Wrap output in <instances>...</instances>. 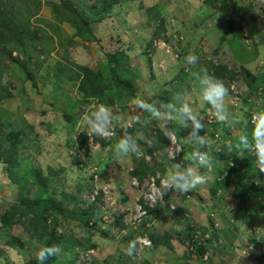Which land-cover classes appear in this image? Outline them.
<instances>
[{
    "label": "rangeland",
    "instance_id": "374dc122",
    "mask_svg": "<svg viewBox=\"0 0 264 264\" xmlns=\"http://www.w3.org/2000/svg\"><path fill=\"white\" fill-rule=\"evenodd\" d=\"M36 1L44 3L40 12L41 18L52 19L53 13L48 3L51 4L58 0ZM91 1L93 3L96 0ZM185 1L187 0H126V3L118 5L112 13L113 16L105 20V24H102L101 27H104L102 31L103 46L105 51L112 49L111 54L118 51V49L116 50L117 44L109 47V31L113 32L114 38L112 39L114 41H118L119 37L124 36L128 42L144 35L148 36L149 33H152V29L158 26L150 19L159 12L158 14L163 16L166 22L164 26L166 34H164L169 36L174 29L173 31L182 35L183 38L180 39V48L175 44L174 39L168 43L159 37L162 34L156 37L162 45L167 44L164 51L160 49L155 52V54L163 55L157 61L161 71H166L168 63L173 65L172 63L176 61L178 69L185 67L189 69L191 66H187L185 63L186 52L188 54L191 52L199 58V63L195 67H191L192 71H200L201 68L207 69V64L226 65L233 73V77L228 80L224 79V83L229 88L227 102L230 116L227 135H231L234 139L235 149L231 150L230 155L235 160V156H238L237 152L242 149L239 146V134L242 131H247L251 136L252 126L249 125L248 116L252 111H264V33L262 32L264 30V0H192L190 5L193 7L190 9L184 4ZM8 2L9 0H3L0 6H5ZM195 2L203 4L197 8L198 5ZM35 5L33 6L36 9ZM213 5L214 8H211ZM195 8L196 10L191 11ZM243 16L248 18V22L242 19ZM230 20H234L235 23L229 24ZM55 23L59 22L55 21ZM43 26L46 28V32L56 36L59 35V26L66 33L75 30L69 23L56 25L48 22V20H44ZM234 29L241 32L242 35L236 46L227 43ZM123 33H125L124 36ZM60 34L64 38V34ZM44 36L46 35L44 34ZM71 41L70 37L68 42ZM57 42L54 40L52 47L56 48ZM27 49L29 55L33 57L29 60V67L26 66L30 74L33 75L32 80L29 82L25 80L28 85L25 87L18 81L24 79V70L21 65H13L10 68L11 74L5 78L16 82L18 85L16 90L11 92L14 93V97L17 90H20L22 94L25 93V95L14 100L11 98L0 102V122L5 123L8 127L16 129L24 127L26 129L28 135L20 147L21 159L25 169L22 174L28 175L31 180H37L33 174L36 169H42L45 177H49L52 172L51 179L53 182L50 184L51 187L54 185L57 187L56 190L60 199L62 193H73L79 195L81 201L95 204L98 214L93 220V231H88L73 221L64 222L65 226L60 229V231L65 230L69 236H75L77 240L82 241L76 250L79 259L73 264H226L229 260L232 261L231 264H260L258 260L260 253L256 251L252 241L264 244V195L257 197L253 194L254 192L248 183H245V180L249 178L248 176H253V173L257 172L254 159L249 156L243 158L238 156L242 160L238 161L237 168L233 170L227 169V165L224 167L222 163L215 164L214 172H219L217 175L222 177V181L218 182L217 178L216 181L214 179L215 182L213 183L210 181L212 176L210 175L205 185L198 186L185 195L179 194V198L173 193L172 196L175 195L174 202L169 196L166 198L167 193L175 192L170 190L166 193L162 204L160 203L155 208L149 207L153 212L149 213L147 219L141 224H134L137 208L141 203L145 205L143 192L146 188L143 182L141 186L133 184L136 178L131 175V172L138 167L143 158L148 157L150 158L148 163L155 168L156 172L155 175L150 176L160 175L163 178L162 169L157 167V163L162 162L165 158L163 150L155 151L152 160L151 156L145 153V145H149L147 141H150L148 138L152 137V134L149 136L145 132H140V129H135L134 118L136 115L139 117L138 114L140 113L136 103L131 104L136 108L133 112L135 115L133 113H127L125 117L122 115L124 123L114 121V125L117 130L115 139L119 140L125 133L131 134L137 139L143 153L139 158L135 154L117 157L114 151L109 152L107 149L103 152L100 150L97 152L90 151L89 155L81 149V151L75 150L73 144L78 137L77 132L87 131L88 127L81 123L79 130L72 134L71 126L66 130L67 125L65 126L63 123L67 122L64 114L71 113L73 115L75 113L76 116H80L83 111L81 109L80 113L78 106L74 109L67 107L74 99L71 94L75 87L70 85L72 81L70 82L69 78L72 74L71 71H77V68L69 57H58L60 60L63 59L66 68L63 74H65V80L69 84L65 87V91L68 92L63 93L66 97L54 102L53 90L51 91L49 86H43L40 80L44 82L47 79L49 73L45 71L51 68L50 65L55 63L57 65L62 62L55 57L57 55H50L46 59V62L50 64L48 66L43 65L39 69L42 64L37 61L38 56H34L35 49L29 46ZM119 50L121 49L119 48ZM216 50L223 53V59L214 54ZM168 51L169 53H167ZM18 53L19 51H16L14 56ZM143 53L147 56L151 54L148 48H145ZM155 54L152 59L156 57ZM102 58L105 61L108 59L107 57ZM103 59L101 60L103 61ZM235 60L239 61L235 62ZM242 60L252 62L256 60L254 70L257 80L253 87L250 86L249 80L245 78V74L242 72L240 65ZM43 69L45 70L43 71ZM105 78L111 79V74L107 73ZM38 81L40 83L36 84ZM231 84H236L240 93L241 103L237 109L230 105ZM76 86L78 88V85ZM62 87L64 88V86ZM196 87L198 88L197 85H195ZM54 89L58 90L56 87ZM20 100L23 104H19ZM92 111L93 109L88 113ZM158 123H160L161 128L165 129L167 122L158 120ZM30 124L34 127L31 128ZM176 133L174 132L184 148L185 141H182V137ZM201 134H206L211 141L208 152L213 154V163L217 160L220 161L219 156L222 154L215 152L216 147L212 143V133L204 129V133ZM166 146L168 147V144ZM7 147H9V143H6L4 148ZM91 148L96 149L98 145ZM73 152H77L78 155L74 157L75 153L72 154ZM112 152L114 159L106 164V155ZM188 155V152H184V158L181 161H172L170 158L169 160L174 163L179 162L182 165L183 162L186 163ZM96 161L102 163L101 167L96 165ZM201 172L203 173L202 170ZM98 173L101 177L97 176ZM243 174H248V176ZM215 188L222 192L218 195L214 194ZM37 189L35 187L34 192ZM201 192L206 193L208 201L205 203L204 212L198 216L192 213L193 211L190 210L189 206L197 201L196 197L194 198L192 195ZM246 193L248 196L244 197ZM81 201H79V207L86 208L85 202ZM15 202H18L17 189L12 184L6 167L0 164V217ZM67 204L66 202L65 206ZM68 205L73 207V204ZM172 207L175 209L173 210ZM163 212L166 215L164 218L160 216ZM211 213L217 214V216H212ZM120 216H123V226L117 222ZM173 221L174 226H171ZM216 222L218 228L214 230L213 239L206 243L207 248L203 251L191 252L189 243L195 233L194 231L212 229ZM155 233L165 240V245L159 247L153 245L140 249L136 243L135 254L133 256L126 254L129 242L135 241L137 236L150 237ZM10 235L23 240L25 246L15 248L14 251L10 248L5 250L0 248V264H28L32 259H37V253L41 249H46L30 239L19 225L13 227ZM88 240H91L90 243L95 245L94 248L88 247L90 245ZM3 251L5 252L3 253ZM70 256L69 253H66L65 256L59 250L56 255L49 256L45 262L64 264L66 260L68 262Z\"/></svg>",
    "mask_w": 264,
    "mask_h": 264
},
{
    "label": "trees",
    "instance_id": "16d2710c",
    "mask_svg": "<svg viewBox=\"0 0 264 264\" xmlns=\"http://www.w3.org/2000/svg\"><path fill=\"white\" fill-rule=\"evenodd\" d=\"M2 1L0 0V3ZM91 2V0H58L51 4L48 3V6L52 9V19L41 18L40 12L43 3H40V1L9 0L7 5L0 6V102L13 98L14 93L11 91L16 90L18 87L16 82L5 78L11 74L10 68L13 65H21L24 70V79L22 81L18 80L22 85L26 81L32 80L33 75L27 70L29 60L33 58L29 55L28 46L35 49L34 56H38L37 61H40L42 64L41 58L46 60L52 53H55L60 58L69 57L73 61L71 52L79 44L75 40L77 37L85 42H94L97 40L90 28L92 15L98 17V19L105 17L120 3V0H96L93 3ZM34 4H36V9L33 6ZM102 12L105 14L101 15L103 14ZM158 13L156 17L160 20V24L156 27L153 38L148 42L147 46L151 54H155L157 51L153 43L159 35L162 34L159 37H162L168 43L174 39L179 47L180 39L182 38V35H178L176 31H173L174 29L170 32L169 36L165 35L166 31L164 30V26L166 22L164 19H161ZM243 18L245 20L246 17L243 16ZM44 20H48V22L56 25H59V23H69L74 27V33L72 35L66 33L60 25L58 27V31L60 30L59 35H51V33L46 32V28L43 26ZM55 21L59 23H55ZM60 33L64 34V38H62ZM70 37L75 43L72 41L68 42ZM240 37H242L241 34ZM54 40L58 41L56 48L52 47ZM61 46L63 47L59 48ZM16 51H19V53L14 56ZM106 57L108 58L111 79H106L99 69L95 70L89 66L77 64L73 61L77 71H71L72 74L69 81L78 83V90L84 96V101L76 103L72 109L78 106L80 113L82 111L81 109H83L81 114L84 113L86 105L95 101L111 108L114 106L115 101L122 97L131 98L136 96L135 76L130 71L129 55L125 51L119 50L113 54H108ZM60 62L62 63H58L52 71L55 73L57 83L63 82L66 79L64 77L65 74H63L66 69L63 64V59ZM211 66L214 71V76L217 78L224 81V79L228 80L233 77L232 71L226 65L218 64L215 66L211 64ZM241 69L245 74V78L249 80L250 86L253 87L256 83L257 76L244 66ZM77 117L80 116H76L75 113L73 115L67 113L66 121L72 123L75 120L74 124L72 123L75 126ZM27 135L24 127L16 129L0 122V164L6 167L12 184L17 189L18 196V202L13 203L8 211L0 217V248L5 250L7 248L15 249L25 246L23 240L10 235L13 227L19 225L24 229L28 237L40 246H44L45 248L56 246L65 256L66 253L71 254L70 258L68 257V262L66 260L64 264H73L79 259L76 250L82 244V241L77 240L75 236H69L65 230L60 231V229L65 226L64 222L73 221L77 222L78 226L88 231H93V220L98 214L97 208L95 204H88L87 201H81L79 195L73 193H62V198L60 199L56 190L57 187L55 185L51 187L50 184L53 182L51 179L52 172L49 177H45L42 169H36L33 174H35V179L37 180H31L28 175L22 174V171H25V169L21 159L20 147L22 146L21 144H24ZM92 136L93 140L99 142L103 148L110 145L115 138L103 139L98 136L89 135V131H82L73 145H75L78 151L81 149L89 155L90 151L94 152L89 145ZM165 138V136L159 135L152 139L154 143L158 142L159 148L164 150V146L167 143ZM6 143H9V147L5 149ZM157 150L148 149L145 153L152 157ZM74 153V157L78 155L77 152ZM227 154L220 155L219 157L228 163L229 157ZM141 161L138 167L131 172V175L140 183L150 175L156 174L155 168L146 159L143 158ZM227 163L226 165H228ZM243 175L248 176V174ZM248 177L255 178L259 181L258 186L251 184L250 188L253 190L254 195L262 197L264 195V176L257 170V172L253 173V176L250 175ZM35 187L38 188L36 192H34ZM169 194L167 193L166 198H168L167 196ZM247 196L248 194L246 193L244 197ZM65 201L68 204H73V207H70L68 204L65 206ZM79 201L85 202L87 205L86 208H80L78 205ZM144 208L149 213L153 212L147 206H144ZM122 220L123 216L117 219V222L121 226H123ZM150 238L155 247L165 245V240L156 233L151 235ZM88 241L89 243L91 242V240ZM252 244L256 251L260 253L258 258L259 263L264 264V244L257 241H252ZM207 246L204 243L197 247L195 252L198 250L203 251ZM88 247L94 248L95 245L90 243ZM28 264H40V261L38 259H32ZM45 264L48 263L45 262Z\"/></svg>",
    "mask_w": 264,
    "mask_h": 264
},
{
    "label": "crops",
    "instance_id": "0c3cea01",
    "mask_svg": "<svg viewBox=\"0 0 264 264\" xmlns=\"http://www.w3.org/2000/svg\"><path fill=\"white\" fill-rule=\"evenodd\" d=\"M185 2L186 3H184V4L189 9L193 7V5H190V2H192V0H187ZM125 3H126V0H120V3L118 5L125 4ZM195 3L198 5L197 8H199L203 4V3L201 4V3H197V2H195ZM43 5H44V3H43ZM118 5L116 7H114V9H116L118 7ZM158 8L160 10V7H158ZM211 8H214V5ZM114 9L111 11L110 14L106 15L108 17L105 16L106 18L103 17L101 19H98V17H94V16L91 17L92 22L90 23V28L92 29L97 40L94 42H85L82 39H80L79 37H77V38H75V40L77 42H79V44L71 52V55L73 56L72 59L74 62H76L77 64L89 66L95 70L99 69L100 71H102L104 76H106L107 73L111 74V72L109 69L108 61L106 60L107 61L106 62L105 59H103L102 57H106L108 54H111L112 49L108 50V51H105V49H104V46H103L104 39L102 38V34H103L102 31H103L104 27L102 28L101 26H102V24L106 23L105 20H107L113 16L112 13H113ZM194 10H196V8L191 10V11H194ZM160 17H161V19H163V16H160ZM242 19L244 20L243 17H242ZM150 21H152L153 23H156L158 25L160 24V20L156 16H154L152 19H150ZM244 21L248 22V18L246 17ZM231 23L234 24L235 21L230 20L229 24H231ZM155 29H156V27L153 28L151 31L152 36L149 33L148 36L144 35L143 37L133 39V41H131V42H128V40L125 38V36H124L125 33H123L124 37H119L118 41H114L112 39V38H114V36L112 35L113 32L112 31L108 32V36L110 38L109 47L117 44L116 50L118 49V51H119V48H120L121 50L125 51L126 54L129 55V67H130L131 74H134V76H135V88H136V96L135 97H131V98L123 97L122 99H118L117 101H115V104L113 107H111V109L113 110V112L115 114L121 115V116L123 115L125 117V115L127 113H133L135 111L136 108L131 106V104H135L134 101L137 98L144 99L145 101H147L149 103H156L158 107H159L160 103H165L169 107H171L172 105H176L178 107L179 104H178L176 97L178 95L183 94V95L187 96L188 102L191 104V106L194 108V110L196 112H198L199 115L201 116L202 114L207 112L211 108V106L202 102L201 96H200L201 89L199 86V82L190 74L188 68L185 67L186 68L185 69L183 67L184 69H178L179 67L177 68V64H176L177 61H176V62L172 63L173 65L168 63V67H170V68L167 67V69H166V71L168 70V72L161 71L158 68L159 66H158L157 61L161 57H163V55H160V53H157V54H155L156 57L154 59H152L154 54H150L149 56H147L146 54L143 53L144 49L148 48L147 47L148 42L150 40H152L153 33H154ZM112 30H113V28H112ZM238 32L239 31H235V29L233 30V32H231V34H232L231 38L227 40L228 44H235V46L238 45V42H239L238 39L241 38L240 37L241 32H239V33ZM262 32L264 33V30H262ZM73 33H74V31H71V32L69 31V34L72 35ZM116 50L114 49V51H116ZM214 54L223 59V53L222 52L216 50ZM53 55L55 56L56 54L52 53L51 56H53ZM187 55H188V53L186 52L185 57ZM255 55L257 57V53ZM55 57L57 59H59L57 56H55ZM101 59H103V61ZM46 61L47 60H44L42 58V65L40 66L39 69H41L43 65L48 66V64H50ZM238 61L239 60H235V62H238ZM255 62H256V60L254 62L242 60V63H240V65L246 67L248 70H250L251 73L256 75L255 70H254L256 67ZM55 64L50 65L51 66L50 69H48V70L46 69L45 72H48L49 76L47 77L46 80H44V82L41 80H40V82L43 83L42 84L43 86L46 85V86L51 87V91L53 90L52 98H54V102H58L60 99H63L64 97H66V95H63V93L65 94L68 92V91L67 92L65 91V87H67V85L69 83L65 79L63 80V82H61L63 84L57 83V80L55 78V73L52 72L56 66ZM100 64H103V65H100ZM174 64H176V67H174L175 66ZM105 67H107V68H105ZM206 67H207L208 72L210 74L214 75V71L212 69V66L210 64H207ZM33 68L36 69L35 67H33ZM39 69H37V70H39ZM44 70L45 69H43V71ZM50 72H51V75H50ZM52 78L55 80H53ZM40 82L38 81L36 84H39ZM75 84L78 85V83H76V82L70 83L71 86H73V85L75 86L74 92L71 94V96L72 95L74 96L75 100L72 99V101L67 106L70 109H72V107L76 103L84 101V96L79 92V90H77L78 88ZM23 85L25 87L28 86L27 82H25ZM195 85L198 86V88L196 87L197 89L195 88ZM60 86H61V88H59ZM62 86H64V88ZM54 87L58 88V90L57 89L55 90ZM57 91H59V92H57ZM23 95H25V93L22 94L20 92V90H17V92H15V97L12 99L14 100L17 97H20ZM19 102H20L19 104H23V102L21 100ZM98 104H100V103L95 101V102H92L91 104L86 105L85 112H90L92 109H93V111H95L96 105H98ZM137 110L138 111L140 110V113L138 115H139V119L141 122L137 123L135 121L136 122L135 129H140V132H143V133L145 132V133L149 134V136L152 134L151 135L152 137L148 138V140H150V141H147V142H149L148 143L149 145H145L144 150L145 151L148 149L162 150L161 148H159L158 142L154 143L152 138L157 137L159 135L166 137L165 133L168 131H172L175 133L177 132L178 134L177 133L176 134L178 136L182 137V141H185V143H184V150L185 151L184 152H188V154H189L187 157L188 159H187L186 163L183 162L182 166L188 167V166L192 165V161L190 159V156H191L192 151L194 150V145L187 142V140H186V136L188 135V132L190 131V129L183 128L182 123L180 121H167V125H166L165 129H163L160 127V123H158V120L151 118L149 113L143 111L139 107H137ZM85 112L83 114H81L80 117L76 118L77 121H76L75 126L73 125L75 120L72 122L73 124L69 123V122L63 123V125H65V126L67 125L65 127V129L68 130L69 126H71L72 134H74V132H76V130H79L80 124L83 123L82 117L84 116ZM133 114L135 115V113H133ZM66 115L64 114L65 120H66ZM135 117H137V115ZM59 121H60V118H59ZM30 126H31V128L34 127L31 124H30ZM129 126H131V124H129ZM132 128H133V126H132ZM88 131H89V129L87 130V132ZM81 132L82 131L77 132V134L79 135ZM89 135H91L90 132H89ZM92 139H93V136H92ZM165 140L167 141V143H166V145H167L168 144V138L166 137ZM117 141L118 140L114 138L110 145H108L105 148H102L101 144L99 142H96V140H95L94 144L96 143L95 145H98V148H96L97 150L94 148H92V149L96 152L99 150L103 152V151H106V149H107V151L111 152V151H113L112 150L113 145ZM232 143H233L232 148L230 149V151L227 152L228 153L227 155L229 158H231V155H230L231 150L233 148L235 149V143H234L233 137H232ZM166 145L164 146V150H163L165 158L163 159L162 162H159V163L156 162L157 167L162 169L161 170L162 175H165L166 170L169 168L170 165H172L174 163V162L169 160V157L167 155V146ZM185 145H186V147H185ZM75 150H76V147H75ZM203 150L208 151V147H206ZM72 154H74V152ZM234 156H235V154H234ZM234 156H232V157L234 158ZM106 157H107V159H106L105 163L108 164V162H110L112 159H114L113 152L108 153L106 155ZM241 160H242L241 158H239L238 156H235L236 163H238V161L240 162ZM218 163H222V165H224V167H225L227 162L220 158V161L217 160V161H215V163H213V167H215V164H218ZM101 164L98 161H96L97 166L101 167ZM202 171L204 173L205 169L202 168ZM217 173L219 174V172H214L210 178V181H213V183L219 177L217 175ZM97 176H100V173H98ZM214 179H215V181H214ZM213 192H214V194L218 195L222 191L221 190L217 191V188H215L213 190ZM173 193H175V195L178 196L177 198H179V194H177L176 192L170 193L169 197L172 198V202L175 201V195L172 196ZM192 196H194V198L196 197L197 201L192 203V205H190V206L188 205V206H189L190 210L193 211L192 213H195L196 215L199 216L202 212H204V208H205L204 206H205V203L208 201V196L204 192H201V193H198L197 195H192ZM164 212L160 214V216L162 218L166 217ZM211 214H212V216L215 215L213 213H211ZM215 216H217V214ZM171 226H174V221L172 222ZM173 228H175V227H173ZM10 249H12V248H10ZM12 250L14 251V249H12ZM231 263H232V261L229 260L228 263H226V264H231Z\"/></svg>",
    "mask_w": 264,
    "mask_h": 264
},
{
    "label": "clouds",
    "instance_id": "9594fccd",
    "mask_svg": "<svg viewBox=\"0 0 264 264\" xmlns=\"http://www.w3.org/2000/svg\"><path fill=\"white\" fill-rule=\"evenodd\" d=\"M185 63L187 66L195 67L199 63V58L189 52L185 57ZM191 67L188 70L199 82L202 102L211 106L218 122H227L230 116L227 102L229 97L228 86L223 80L210 74L206 68H201L200 71H192ZM176 99L179 104L178 107L176 105L169 107L165 103H160L158 107L156 103H149L141 98H137L134 103L137 107L149 113L153 119L165 122L180 121L183 128L190 129L186 140L194 145V150L190 156L192 165L184 167L179 162L173 163L161 179L162 190H173L177 194L185 195L208 182V175L202 173L200 169H210L213 166V156L208 151L203 150L211 143L206 134H201L204 133L205 129L203 117L194 110L186 95H178ZM134 119L137 123L141 122L139 117ZM114 121L123 124L124 118L115 114L110 107L104 104L96 105L95 111L85 112L82 117V122L86 124L90 134L103 139H110L114 135ZM251 123V136L247 131H242L238 137L239 146L244 150L255 152L256 166L261 172H264V111L253 114ZM165 135L171 141V146L168 148L169 158L176 160L183 149L177 143L174 132L168 131ZM112 150L117 157L135 154L139 158L143 154L137 139L128 133L121 136L118 142L113 145ZM136 243V241L129 242L126 252L128 256L135 254ZM58 251L59 248L56 246L41 249L37 253V259L40 264H45L48 257L56 255Z\"/></svg>",
    "mask_w": 264,
    "mask_h": 264
},
{
    "label": "built area",
    "instance_id": "2783aa9c",
    "mask_svg": "<svg viewBox=\"0 0 264 264\" xmlns=\"http://www.w3.org/2000/svg\"><path fill=\"white\" fill-rule=\"evenodd\" d=\"M159 41V39L154 40V47L158 51L161 49V51H164V48H167V44H163ZM169 53V51L167 52ZM230 91L232 93L231 99H230V105L237 109L239 104L241 103L240 93L238 91V88L236 84L230 85ZM263 111V110H262ZM257 111H252L250 115L248 116V122L249 125L252 126L251 120L253 114H255ZM203 117V120L205 122V130L212 133V143L215 145L216 149L215 152L218 154H227L228 151L232 148V136L227 135V131H229V120L224 123H220L217 121L213 110L210 108L207 112L201 115ZM116 134V127L114 129V135L111 137H115ZM177 143L182 147V152L176 157V160L172 161H181L182 158H184V148L181 144V141L177 138L175 135ZM90 147L95 146L94 141L91 137L90 139ZM171 146V141L168 139V147H167V155H168V148ZM237 155L241 158L245 156H249L252 159L255 160V167L264 176V172H261L257 166H256V156L254 151L239 149L237 152ZM169 156V155H168ZM213 156V154H212ZM146 161L148 162L150 158L146 157ZM152 160V157H151ZM227 169H235L237 168V163L234 159L230 158L227 163ZM202 169H200L201 171ZM214 172V167L212 166L210 169H205V173L210 178V175H212ZM161 176H149L147 179H144L143 183H145L146 190L143 192V199L144 204L141 203V205L137 208L136 214L134 215V224H141L145 219L149 217V212L144 208V206H148L150 208L157 207L160 203L162 204L165 200V195L170 190H162L161 189ZM222 181V177H218V182ZM245 183H248L250 186L251 184L258 186L259 181L255 178H247L245 180ZM133 184L141 186V183L135 179L133 181ZM163 193V194H161ZM174 210L175 207H172ZM189 217V215H187ZM218 228V223L216 222L212 229L208 230H202V231H194L195 233L192 236V239L189 243V249L191 252L195 251V249L204 243H207L208 241H211L213 239V233L214 230ZM135 241L137 242V245L140 249H145V247H152L153 242L150 237L147 236H137Z\"/></svg>",
    "mask_w": 264,
    "mask_h": 264
}]
</instances>
